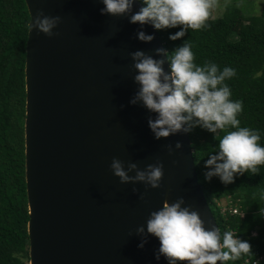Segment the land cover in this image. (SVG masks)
<instances>
[{"label": "water", "instance_id": "obj_1", "mask_svg": "<svg viewBox=\"0 0 264 264\" xmlns=\"http://www.w3.org/2000/svg\"><path fill=\"white\" fill-rule=\"evenodd\" d=\"M25 1L29 24L38 10L61 17L53 30L58 35L29 27L26 43L29 264H167L154 257L158 239L149 235L139 248L135 232L164 200L182 196L206 226L218 224L198 180L189 133L155 139L151 114L129 103L137 89L129 53L140 49L160 58L154 50L165 46L158 30L145 25L154 39L140 41L139 24L101 14L99 0ZM177 140L183 148L169 154L166 146ZM113 157L140 168L161 161L160 187L120 183L109 168Z\"/></svg>", "mask_w": 264, "mask_h": 264}, {"label": "clouds", "instance_id": "obj_2", "mask_svg": "<svg viewBox=\"0 0 264 264\" xmlns=\"http://www.w3.org/2000/svg\"><path fill=\"white\" fill-rule=\"evenodd\" d=\"M103 5L101 14L125 16L129 23L139 24L135 33L142 42H151L154 34L146 33L145 25L156 30L176 28L168 39L176 41L185 36L188 29L206 27L216 0H99ZM140 7L134 10V5ZM60 16H51L38 10L29 27L48 37L58 35L53 30L60 23ZM156 57L143 50L129 53L132 76L137 85L130 104L139 103L151 114L147 124L155 139L177 133H189L195 127L213 134L217 141L215 150L207 154L203 161V178L211 181L217 177L222 184H231L244 173L259 174L258 166L264 165V145L258 143V130L241 126L239 114L242 102L231 99L232 93L226 80L236 72L231 66L219 68L214 62L195 63L194 53L188 40L169 51L160 47ZM168 62V70L164 64ZM123 107V106H121ZM169 154L183 148L181 141L166 146ZM112 174L122 184L142 183L145 188L160 187L163 178V163L157 160L140 168L137 163L125 162L113 157L109 164ZM137 192L136 188L132 189ZM143 198V194L140 195ZM264 201V192L259 194ZM239 214V213H236ZM244 215V214H243ZM258 215L264 217V206ZM140 237L137 245L143 248L148 236L159 241L154 250L157 261L161 256L167 264H226L251 252L247 240L234 235L231 230L221 232L218 226H206L198 210L186 204L184 197L175 201L164 200L162 206L149 213L145 224L135 229Z\"/></svg>", "mask_w": 264, "mask_h": 264}, {"label": "trees", "instance_id": "obj_3", "mask_svg": "<svg viewBox=\"0 0 264 264\" xmlns=\"http://www.w3.org/2000/svg\"><path fill=\"white\" fill-rule=\"evenodd\" d=\"M249 1L226 3L221 15L209 17L206 27L188 29L176 41L168 34L180 26L158 32L169 51L188 40L195 63L235 69L225 83L231 99L242 102L241 126L258 130V143L264 145V0L258 14H251ZM29 21L25 0H0V264L30 262L24 126ZM223 134L218 130L216 141L200 127L189 132L198 180L221 232L231 230L251 245L249 254L226 264H264V217L258 215L260 205L264 206L259 198L264 192V165L258 166L259 174L246 172L227 185L217 177L203 178V161ZM232 207L244 215L232 213Z\"/></svg>", "mask_w": 264, "mask_h": 264}, {"label": "rangeland", "instance_id": "obj_4", "mask_svg": "<svg viewBox=\"0 0 264 264\" xmlns=\"http://www.w3.org/2000/svg\"><path fill=\"white\" fill-rule=\"evenodd\" d=\"M232 0H216L215 7L210 12V17H216L221 15L223 10L225 9L226 3ZM263 0H250L249 3L252 4L251 14H258L262 7ZM226 206L222 207V210L225 209Z\"/></svg>", "mask_w": 264, "mask_h": 264}, {"label": "built area", "instance_id": "obj_5", "mask_svg": "<svg viewBox=\"0 0 264 264\" xmlns=\"http://www.w3.org/2000/svg\"><path fill=\"white\" fill-rule=\"evenodd\" d=\"M231 211H232V213H234V214H236V213H240V214H242L243 215V213L240 211V209L238 208V207H232L231 208Z\"/></svg>", "mask_w": 264, "mask_h": 264}]
</instances>
